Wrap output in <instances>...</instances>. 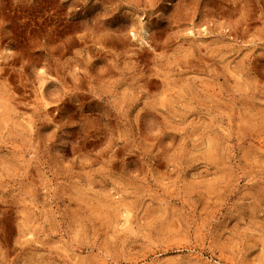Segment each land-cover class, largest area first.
I'll list each match as a JSON object with an SVG mask.
<instances>
[{"label":"rangeland","instance_id":"obj_1","mask_svg":"<svg viewBox=\"0 0 264 264\" xmlns=\"http://www.w3.org/2000/svg\"><path fill=\"white\" fill-rule=\"evenodd\" d=\"M0 264H264V0H0Z\"/></svg>","mask_w":264,"mask_h":264}]
</instances>
